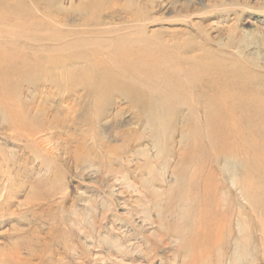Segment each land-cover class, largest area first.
Here are the masks:
<instances>
[{"label": "rangeland", "instance_id": "374dc122", "mask_svg": "<svg viewBox=\"0 0 264 264\" xmlns=\"http://www.w3.org/2000/svg\"><path fill=\"white\" fill-rule=\"evenodd\" d=\"M0 264H264V0H0Z\"/></svg>", "mask_w": 264, "mask_h": 264}, {"label": "bare ground", "instance_id": "6f19581e", "mask_svg": "<svg viewBox=\"0 0 264 264\" xmlns=\"http://www.w3.org/2000/svg\"><path fill=\"white\" fill-rule=\"evenodd\" d=\"M88 25V24H87ZM90 25H91V23H90ZM37 32V31H36ZM53 36V35H52ZM79 38L80 39H76V41H80V42H83V37L81 36H79ZM56 39H58V40H61V38H56ZM62 41V40H61ZM36 55V54H35ZM34 56V55H33ZM46 57V56H45ZM51 57V56H50ZM27 58V57H26ZM49 58V57H48ZM84 58V57H83ZM29 59V58H28ZM66 59V58H65ZM92 69V68H91ZM201 218V220H202V217H200ZM203 221V220H202ZM207 231V230H206ZM156 234V233H155ZM154 234V235H155ZM207 235V234H206ZM208 236V235H207ZM156 238L158 237V236H155ZM168 237H170V234H169V232L166 230L165 232H164V235L163 236H161V240H165L166 238H168ZM152 239V238H151ZM158 239V238H157ZM166 242V241H165ZM167 258V257H166ZM152 259V258H151ZM150 260V259H149ZM164 261V260H163Z\"/></svg>", "mask_w": 264, "mask_h": 264}]
</instances>
